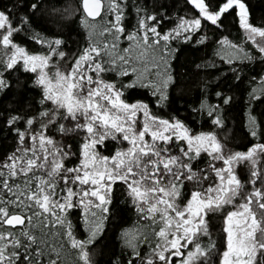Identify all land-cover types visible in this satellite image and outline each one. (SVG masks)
<instances>
[{
	"label": "snow or ice",
	"instance_id": "1",
	"mask_svg": "<svg viewBox=\"0 0 264 264\" xmlns=\"http://www.w3.org/2000/svg\"><path fill=\"white\" fill-rule=\"evenodd\" d=\"M186 2L198 15L180 16L173 28L161 31L166 17L140 5L136 25L126 30L127 0H80L88 43L73 57L60 38L34 33L40 52L16 43L20 32L29 31L38 0L15 21L10 9L0 8V91L11 87L5 72L35 73L40 104L48 105L37 115L16 114L6 121L17 146L0 158V264H94L89 247L103 233L117 184L127 189L144 222L121 235L131 250L127 264H264V142L226 151L215 132L194 133L182 120L164 118L148 103L125 96L130 89H147L165 107L176 86L172 42L191 41L207 24L222 28V17L233 10L246 40L264 54V25L250 21L245 0H220L215 6L212 0ZM206 40L198 37L201 44ZM218 43L221 59L230 65L254 59L227 37ZM258 91L253 99H264V82ZM201 107L216 127L223 126L214 115L217 107ZM249 126L253 137L264 139V121L258 124L251 115ZM55 133L80 138L75 166H69L77 156L72 144ZM106 140L127 146L101 155L98 146ZM202 157L206 168L200 167ZM242 165L248 169L243 180L237 173ZM76 212L84 237L73 223ZM221 213L223 251L209 230Z\"/></svg>",
	"mask_w": 264,
	"mask_h": 264
},
{
	"label": "trees",
	"instance_id": "2",
	"mask_svg": "<svg viewBox=\"0 0 264 264\" xmlns=\"http://www.w3.org/2000/svg\"><path fill=\"white\" fill-rule=\"evenodd\" d=\"M33 2L37 0H0V8L10 9L15 21L17 17H23L30 11L28 5ZM219 2L220 0H212L214 6ZM245 2L249 7L250 21L257 26L264 25V0ZM127 3V16L124 21L126 30L133 29L137 23V5L145 7L148 12L166 17L161 31L173 28L180 16L187 18L198 15V11L186 0H127ZM38 4V10L31 17L29 31L20 32L16 36V43L32 52L42 51L41 44L34 40L35 33L47 39H62L64 51L69 57L78 54L88 43L87 30L81 23L83 13L80 9V0H38ZM222 20V28L207 24L202 33L194 35L191 41L177 39L172 42L173 53L170 63L176 86L169 90V100L165 107L161 108L157 104V98L147 89H130L125 96L129 102L148 103L154 113L164 118L175 117L182 120L194 133L215 132L221 143L226 146V151H247L255 143L264 142V139L251 135L249 126L251 115H255L258 124L264 121V99H253V95H260L258 89L264 82V54H259L255 46L246 40V33L239 26L235 10L222 17ZM201 34L207 37L203 44L198 42ZM225 37L243 47L254 59L237 60L231 65L222 60L223 52L220 51L221 45L218 41ZM61 65L63 66V61ZM4 76L11 87L0 91V158L11 154L17 146L16 134L12 127L7 125V119L16 114L25 117L37 115L42 107L48 106L40 104L42 91L35 86V73L11 70L5 72ZM107 76L108 79L117 81L120 79L115 74ZM226 97H230L231 101L224 104L222 100ZM202 105H212L219 109L214 115L218 114L221 117L222 127H216L212 123L213 117L207 114V109L202 108ZM65 124L67 126V122ZM23 126L21 123L20 127ZM55 135L61 142L72 144V151L76 152L77 156L71 159L69 166H75L79 162L80 138L67 139L59 133ZM118 140H106L103 146H98L100 154L111 156L116 150L127 146L126 142L120 143ZM199 164L200 167L206 168V158L202 157ZM237 173L243 180L248 169L242 165L237 169ZM222 216L223 213L214 216L209 225L211 240L220 251L224 249L225 239ZM78 221L79 212H76L73 215V223L77 224L78 236L84 237L82 222ZM143 223L127 195V189L117 184L103 233L89 247L94 264H127L131 250L123 246L121 235L126 230L142 227ZM204 242L207 243V238ZM72 251L74 250H69V262L72 260ZM141 251L147 252V247L142 246Z\"/></svg>",
	"mask_w": 264,
	"mask_h": 264
}]
</instances>
